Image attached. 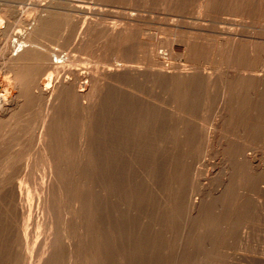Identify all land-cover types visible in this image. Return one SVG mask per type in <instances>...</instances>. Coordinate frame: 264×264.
<instances>
[{
  "label": "bare ground",
  "instance_id": "6f19581e",
  "mask_svg": "<svg viewBox=\"0 0 264 264\" xmlns=\"http://www.w3.org/2000/svg\"><path fill=\"white\" fill-rule=\"evenodd\" d=\"M63 1L0 5V167L9 168L0 180L1 264H31L28 229L18 224L33 206L21 186L30 174L16 187L13 168L38 157L51 172L73 167L62 195L73 194L65 202L74 200L78 264H264V67H240L232 28L189 34L184 45H198L199 57L181 66L147 47L134 8L106 22L98 1ZM207 11L199 4L196 16ZM101 44L120 48L93 63L72 53ZM214 151L221 167H201ZM55 173L40 185L41 202L59 184ZM46 241L37 264L65 260L55 256L63 246L70 259V241L58 249Z\"/></svg>",
  "mask_w": 264,
  "mask_h": 264
},
{
  "label": "rangeland",
  "instance_id": "374dc122",
  "mask_svg": "<svg viewBox=\"0 0 264 264\" xmlns=\"http://www.w3.org/2000/svg\"><path fill=\"white\" fill-rule=\"evenodd\" d=\"M39 1L43 2L46 0H39ZM56 1L62 2L63 0H56ZM75 1L76 0H71V3H74ZM83 1H86V0H83ZM97 1L99 3H96ZM148 1L150 4L148 3ZM185 1H186L184 3L185 6H183V8L181 9L180 7H178L176 5L177 3L173 0H171V1L170 0H129V1L128 0H94V2L96 3L95 4L96 6L101 5V7L106 10V12L102 16H99V19H100L99 21H103V20L104 21L106 20V22L113 21V20L124 21L125 19L122 18L123 13L124 12H130L131 8H134L136 10L135 12L139 16L134 21H131V23H135L136 26L142 30V32L144 33L143 36L144 37L146 36V39L149 41V44L147 45V47L151 46V44L154 43L155 50L158 49L157 51L160 50V52L163 50L162 54H163L164 58L166 57L165 60L167 63H169V62L174 63L175 61H177V62H175L176 64H179V65H181V64L185 65L186 64V66H189L190 61H188L187 59H193V58L199 57L198 56L199 54L195 50L198 47V45H196L193 42L190 43L189 48L185 47V45H184V42H186L185 40H187L189 38V34L198 33V34L203 35L205 37L212 38L215 36H221L222 34H220L219 31H223V30L225 31L227 29L232 28L231 30H233L237 33V36H236L238 38V49L237 50H239V52L237 53V57H238L237 59L238 60L241 59V61H242V62L241 61L238 62V60H237V62H238V64L240 63L239 64L240 67L242 66V64H243L242 67L248 66L249 62L251 64V68H253L254 70H256L258 72L260 71L259 67L260 68L264 67V0H253V1L252 0H185ZM248 1H250V2H248ZM28 2H29V0H22V1L21 0H14V1L13 0L12 1L11 0H8V1L7 0H0V3H1L0 5L2 6V5L7 4V3L8 4L13 3V4H16L17 7L24 9V8L29 6L27 4ZM242 2H243V5H242ZM203 3H206L208 5V11L198 17V16H196L197 15L196 8L199 4H203ZM250 3H251V5H250ZM252 4H254V5H252ZM253 6H255V7H253ZM242 7L244 10H242ZM218 8H219V10H218ZM239 10H241V11H239ZM31 12L32 11H30V12L27 11V14H30ZM91 17L95 18V16H91ZM225 20L228 23H226ZM11 21H13V19ZM11 25H13V26H11V28H12L11 31L14 29L15 30L19 29V26H18V28H16L17 25H15V24H11ZM134 36L135 35L131 33V40L134 39ZM245 37H247V38H245ZM243 38H245V39H243ZM97 42H99V40ZM53 45H55V43H53ZM101 45L104 46V48H103L104 50L101 49L92 55L85 54L82 51H72V53L77 54L80 57L87 58L90 62L92 61V63H93L94 61L106 60V59L108 60L110 58H113L115 55L114 53H116V51L120 48L118 44H116L113 47H111L110 44H101ZM160 45H161V47H160ZM170 49H172V50H170ZM124 52H126V51H124ZM202 52H204V51H202ZM202 52L200 54H204ZM224 52H225V54L227 53L226 51H224ZM246 52H247V54H246ZM239 53H241V54H239ZM126 54H129V53H126ZM168 55L171 57H169ZM178 60L180 63H178ZM181 62H183V63H181ZM260 64L262 66H260ZM256 66L258 67L257 69H256ZM0 73H1V70H0ZM104 104L105 103L103 102V105ZM205 157L208 160V163L206 165H202L201 167H209V166L210 167H221V153L220 152L214 151L213 153H210L209 155H206ZM38 158H35V159H38ZM35 159H34L33 163L30 165V167H24V168L23 167H15V168H13V169H17V173L14 177H16V179L17 178L18 179L16 180L15 178H13L14 181H17V182H14L15 186L16 185L18 186V181H21L20 179H22L23 173L25 174V172H26V173L30 174V176L27 174L29 176L28 181L27 182H21V186H22V190H23V196L26 197L29 195V197L32 198V200H33V204H32L33 206H32L31 214H30L29 218H28V215L25 214L24 217L21 218V220H20L21 222L19 221L20 223H18L19 227H20V232H22L25 229L26 230L28 229L27 232L29 233V237H30L29 246H28V248H25L27 250L26 251V254H27V260L26 261H27V263L31 262V264H37V262H39L40 257L44 256L42 254V253H44L43 250H45L47 248V246H45V243H44V242H47L46 240L52 242L55 246H57L56 249H58L59 246H63V244H65V242L70 241L71 245L68 248H71L73 250L72 251L71 249H69L72 251V255L70 257V259L72 261L69 259V257L67 258L68 252L65 249L63 251V248H65L63 246V247H60L61 249L57 250V251L60 250L58 253H57V251L55 252L56 253L55 256L56 257L59 256V257H57L59 259L65 258V260L61 259V262H60V261H58V259H55V264H62V263L66 264L68 262V261H66V259L71 261L70 264H78L79 263V262H77L78 257L75 254L76 252H75V248H74V247H76V243H77V239H78L77 227H76V222H75V218H74V210H73L74 200H73V202H71L72 200H70V199H73V198L70 197V199H67V201L65 202L67 196H71L73 194L70 195V191H69V192H67V196H65L66 191H65V193H63L64 192L63 190H67L66 187H69L70 182L72 181L71 177H72V168L73 167H60V168H58V173L60 174L59 175L58 173H55L53 170L51 172L50 167H48V168L45 167L44 164L42 163L43 160L41 158H39L38 160H35ZM41 166H43V167H41ZM86 168H87V170L90 169V167H85V169H84L85 171H86ZM3 169H4V171H3ZM5 169H6V167H0V180L3 179L5 172L9 170V168H7L6 170ZM60 169L62 170V172L65 171L64 174L66 176H68L69 179L66 178L64 180V178L62 177L64 174L61 173ZM82 171L83 170H81V171L79 170L78 172H76L75 179H77L79 176H82V175H80L81 173L83 174V172L84 173L87 172V171L86 172L85 171L82 172ZM51 173L52 174L55 173L56 175L58 174L59 176H61L60 178H57L58 175L57 176L55 175L56 177L52 176L55 179L57 178L59 180V184L57 182H55V184H54L56 186V188L54 186L55 189H57V187L59 185L65 186L66 183H68L69 185L65 186V187H58L57 190L54 189V192L57 191L56 195H55L57 197L53 196L55 194L53 192L52 193L53 195L51 194L49 196V198L47 199V201L44 200L43 202H41L43 193L40 190V185L42 183L45 184L47 181L49 182V180H50L49 175L51 176ZM69 173H71V175ZM61 174H63V175H61ZM18 175H19V177H18ZM65 175H64V177H65ZM84 177H88V179H89L88 175L84 176ZM29 178H30V180H29ZM44 181H46V182H44ZM61 182H63V183H61ZM68 190H70V187L68 188ZM62 194H65V195H62ZM51 196H53V197H51ZM38 198H40V202H37ZM55 198H57V200ZM58 198H60L61 200ZM23 200H25V198H23ZM22 202L24 203L25 201H22ZM67 202L71 203L72 205L68 204ZM39 203H41L42 206H44V207H41V204H39ZM260 203H261L260 208L262 207L260 209V211L262 212V210H264V199H262L260 201ZM70 205L73 206V208H71ZM48 207H49V210H48ZM42 208H44V209H42ZM50 209H52V210H50ZM46 211H48L50 214ZM70 211H73V212H70ZM262 214H264V212H262ZM43 216H45L46 218ZM51 216H53V217H51ZM41 217H43V218H41ZM49 218H51L52 220ZM63 218H64V220H63ZM66 218H68L69 221L71 220V222H69L71 224H68L69 226L67 225L68 221L67 222L65 221V220H68ZM41 219L43 220L42 224H40ZM64 222H66V225ZM251 222H253V221H251ZM60 223H62V225H64V226H62ZM49 224H52V225L49 226ZM248 225L250 228H252L250 226V224H248ZM65 226L67 227V229ZM59 228H61V229L59 230ZM247 228H245V229L242 228V229L251 233L252 230L250 228H248V229ZM64 230L65 231L67 230L66 233H71V235L67 239H65L66 237L64 238V236H66V235H64L65 234ZM47 231H48V233H47ZM30 232H31L32 236H30ZM62 232L64 233L63 237H61ZM48 234L50 236V237L49 236L48 237L52 240L54 237L53 235H55V238L53 241L49 240L47 238V236L45 237V235H48ZM33 245H34V247H32ZM230 251H231V249H230ZM1 252H2L1 256L5 255L4 254L5 253L4 248L1 249ZM63 254H65V255H63ZM62 255H63V257H62ZM31 257H33V258H31ZM33 261H35V262H33ZM0 264H1V261H0Z\"/></svg>",
  "mask_w": 264,
  "mask_h": 264
}]
</instances>
